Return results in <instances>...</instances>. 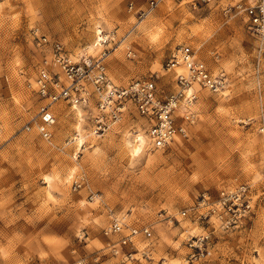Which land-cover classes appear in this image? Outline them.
Returning a JSON list of instances; mask_svg holds the SVG:
<instances>
[{
	"label": "rangeland",
	"instance_id": "rangeland-1",
	"mask_svg": "<svg viewBox=\"0 0 264 264\" xmlns=\"http://www.w3.org/2000/svg\"><path fill=\"white\" fill-rule=\"evenodd\" d=\"M148 1L0 0V264H188L186 241L200 235H208L211 256L197 264H264V138L257 131L256 90L259 81L264 105V70L258 80L256 43L244 14H223L226 6L254 0H218L195 9L165 0L138 23L127 5L139 10ZM34 28L75 59L97 57L103 47L89 50L90 38L96 31L108 35L105 63L117 86L154 79L173 92L165 65L180 46L190 47L214 75L225 74L228 85L222 94L195 88L198 121L188 139L164 150L146 144L132 158L127 143L135 138L127 132L134 127L144 137V120L130 117L121 132L97 139L88 135L82 112L62 102L53 107L50 145L35 130H23L40 105L31 90L42 59L30 37ZM79 174L86 188L72 192ZM233 185L249 187L251 220L223 230L214 218L207 223L189 211L204 194L213 201ZM108 210L130 226L151 229L149 241L137 237L132 260L110 252L108 243L117 238L102 233Z\"/></svg>",
	"mask_w": 264,
	"mask_h": 264
},
{
	"label": "built area",
	"instance_id": "built-area-1",
	"mask_svg": "<svg viewBox=\"0 0 264 264\" xmlns=\"http://www.w3.org/2000/svg\"><path fill=\"white\" fill-rule=\"evenodd\" d=\"M165 0H149L142 9L135 10L133 3H128L127 11L133 13L138 23L143 22ZM218 0H181L193 9L200 5L215 4ZM244 14L247 31L264 42V0H254L251 5L237 3L226 6L225 17L232 14ZM33 46L42 54V59L35 70L32 92L40 102L35 115L23 130L27 133L35 130L40 139L51 145L56 116L53 107L57 103H66L73 110L82 112V121L87 127L88 135L101 138L113 130H119L130 117L136 116L148 125L144 132L149 150H164L177 139H188L191 128L198 121L194 110L196 93L186 92L194 85L211 94H222L228 85L225 74L213 75L204 62L188 46H180L171 54L166 63V72L173 74L175 89L166 93L154 79L135 80L125 86L115 85L107 74L106 59L109 56L107 43L109 36L100 35V47L97 57L73 58L58 42H52L38 28L30 32ZM106 45V46H105ZM261 52V49H259ZM131 53H128L130 56ZM182 68L185 73L176 70ZM260 55L255 60V76L259 80L262 73ZM256 90L260 109L257 131L264 138V105L261 85L258 81ZM248 121L247 123H249ZM119 132H121L119 130ZM127 134L131 139L139 132L131 127ZM75 137L70 142H74ZM72 192L85 190L86 181L83 174L76 175L71 182ZM247 185L223 187L215 200L204 194L197 208L189 211L196 214L197 220L210 222L212 218L219 222L223 230L239 227L254 216L255 203ZM206 211L198 213L199 208ZM109 221L103 228L104 237H116L108 247L114 256L124 261L132 260L136 255L135 241L141 236L149 241L151 229L148 226L135 227L126 222L123 215L107 212ZM188 216V211L180 213L181 218ZM172 223V222H171ZM189 250L187 263H200L211 256L208 235L190 237L187 241ZM126 249V251H124Z\"/></svg>",
	"mask_w": 264,
	"mask_h": 264
},
{
	"label": "bare ground",
	"instance_id": "bare-ground-1",
	"mask_svg": "<svg viewBox=\"0 0 264 264\" xmlns=\"http://www.w3.org/2000/svg\"><path fill=\"white\" fill-rule=\"evenodd\" d=\"M102 33L100 32V31H96L95 32V36H93V38L91 37L90 38V41H89V46H88V49L89 50H92V51H94V50H96L97 48H98V46H99V48H102V47H100V43H99V41H100V35H101ZM96 36H97V39H96ZM108 36V35H107ZM181 69V68H180ZM179 70V69H178ZM178 72V71H177ZM183 73V72H182ZM213 74V73H212ZM214 75V74H213ZM199 88L197 85H194L190 90H188L186 93L189 95V94H191L194 90H195V88ZM199 90H200V88H199ZM197 91V90H196ZM195 92V91H194ZM198 98V97H197ZM196 104V103H195ZM194 104V110H195V105ZM72 109V108H71ZM73 110V109H72ZM75 110V109H74ZM76 111H80L79 109H76ZM81 112V111H80ZM81 119V118H80ZM240 122V121H239ZM80 123H81V121H80ZM78 137H79V133L78 132H76V136H75V141L74 142H76V140L78 139ZM133 143V142H132ZM146 144H147V141H146V138H145V136L143 137V136H141V135H137V137H135V139H134V143L133 144H131V143H127V147H128V149H129V151H130V156L132 157V158H135L137 155H139V154H141L142 152H143V150L145 149V147H146ZM82 145H83V143H80L77 147H76V149H79V147H82ZM234 186V185H233ZM95 198V197H94ZM136 242V241H135Z\"/></svg>",
	"mask_w": 264,
	"mask_h": 264
},
{
	"label": "crops",
	"instance_id": "crops-1",
	"mask_svg": "<svg viewBox=\"0 0 264 264\" xmlns=\"http://www.w3.org/2000/svg\"><path fill=\"white\" fill-rule=\"evenodd\" d=\"M254 39H255V43H256V49L254 51V57L257 58L258 55H260L261 58V66H262V70H264V42H261L257 37L251 35ZM259 49H261V52H259Z\"/></svg>",
	"mask_w": 264,
	"mask_h": 264
}]
</instances>
